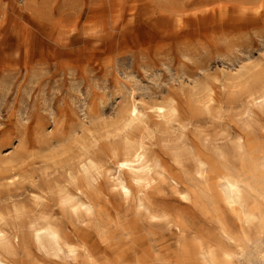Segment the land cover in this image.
<instances>
[{
    "label": "rangeland",
    "instance_id": "rangeland-1",
    "mask_svg": "<svg viewBox=\"0 0 264 264\" xmlns=\"http://www.w3.org/2000/svg\"><path fill=\"white\" fill-rule=\"evenodd\" d=\"M204 86L214 93L209 114L195 102ZM263 87L264 0H0V177L18 175L15 186L0 185V213L23 206L4 230L28 234L42 210L62 219L64 234L85 242L98 264H211L197 255L184 261L183 251L199 243L223 247L221 227L233 220L214 208L215 192H202L189 161L174 162L173 148L183 138L201 148L237 133L255 156L264 145V114L250 107L247 124L242 94ZM171 98L184 112L181 126L152 124L145 143L167 175L196 192L183 200L169 182L158 185L147 196L172 221L148 225L136 211L140 192L121 200L106 180L108 172L115 176L106 133L132 100L146 107ZM193 107L199 110L189 112ZM84 155L105 174L91 194L98 211L86 225L67 220L45 184L62 180ZM231 161L236 170L246 167L243 158ZM248 232L256 237L254 225ZM23 247L19 264H88L83 256L56 260ZM229 251L230 259L215 264H263Z\"/></svg>",
    "mask_w": 264,
    "mask_h": 264
},
{
    "label": "bare ground",
    "instance_id": "bare-ground-1",
    "mask_svg": "<svg viewBox=\"0 0 264 264\" xmlns=\"http://www.w3.org/2000/svg\"><path fill=\"white\" fill-rule=\"evenodd\" d=\"M223 75L225 81L233 78ZM200 93L201 98L195 102L204 113L209 114L215 105L214 93L207 86ZM242 95L248 105L244 120L248 124L252 119L251 115H254L248 111L250 107L264 114V87L261 90L245 89ZM144 106L145 104L132 100L119 117L117 125L106 133L107 137L113 139L109 158L113 161L115 171V176L108 172L106 180L121 200L127 201L132 192H140L134 198L136 211L144 217L148 225L168 224L172 221L171 213L168 209L155 205L147 193L167 182L183 200H191L192 192L196 191L183 189L174 177L166 174L164 161L148 149L145 138L152 124L180 125L184 112L180 102L172 98L162 105ZM196 110L199 107H193L189 112L194 113ZM227 137H214L205 146L202 145L203 148L183 138L173 148L174 162L180 165L182 160L189 161L195 176L204 183L202 192H215L214 208H220L225 216L233 220L232 224L221 227L219 239L223 247L214 248L210 243H199L194 252L184 250L182 257L186 261L192 260V255H197L203 261L215 264L217 261H226L225 258L230 259L232 253L229 249L235 247L247 259L256 257L264 264V243L261 245V240H264V145L257 148V154L253 156L243 134L236 133L230 138ZM238 157L243 158L246 164L240 170L234 169L231 164V160ZM19 167L17 172L22 170ZM15 173L1 176L0 185L8 189L15 186L18 182V175ZM104 177L101 166L92 157L84 155L74 169L66 171L62 180L48 182L46 179L45 184L48 191L55 196V205L68 216L67 220L86 225L98 211L91 194L98 190V179ZM207 181H213V187ZM40 200L41 197L33 195L36 204ZM5 210L4 215L0 213V264H19L16 257L20 245L24 249H29L25 246L31 245L47 258L62 260L67 256H83L88 264H98L85 242L74 235L64 234L60 228L62 219L52 220L39 210L36 212L38 217L27 224L28 234L19 229L6 232L4 227L8 220L19 219L23 206L13 203L6 206ZM6 214L11 217L6 218ZM69 221H66L67 224ZM250 225L255 226L256 237L252 238L248 232ZM236 233L239 234L238 241L234 238ZM253 239L255 243L252 242Z\"/></svg>",
    "mask_w": 264,
    "mask_h": 264
}]
</instances>
